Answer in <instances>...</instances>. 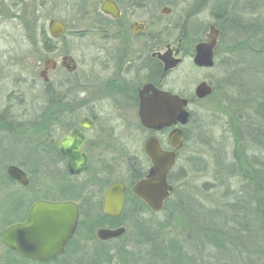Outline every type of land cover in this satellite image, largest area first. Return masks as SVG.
<instances>
[{"label":"flooded vegetation","instance_id":"obj_1","mask_svg":"<svg viewBox=\"0 0 264 264\" xmlns=\"http://www.w3.org/2000/svg\"><path fill=\"white\" fill-rule=\"evenodd\" d=\"M28 1L0 0V6L5 7V16L9 22L22 23L24 15L28 13ZM103 1L98 0V7L95 6L90 12L92 14L87 21L94 19L88 22V27L74 30H69L65 22L57 18L50 19L45 25V15L42 14L44 3L42 0L39 1L36 9L32 8L36 29L32 32L21 31L22 38L26 39L27 43L33 46L34 52L39 55L38 59L30 66L27 56L12 55L7 58L9 62L5 68L0 67V81L6 79L13 85L10 92L4 95V101L0 102V117L14 118L22 124L21 127L0 128V142H2L0 163L20 167L26 177V183L21 184L9 177L6 169L4 175L1 176L7 183L18 184L25 189L22 193L5 194L3 200L6 201H1L0 198V214L14 219L10 223L5 221V227L0 232L11 224L25 221L30 208L39 200L75 203L79 215H81V209L86 206L90 209L94 206L100 207L101 212L105 214L102 210L105 189L111 182L119 180H113L105 186L99 179L91 182L85 172L92 162L97 165H106L109 159L105 152L122 151L129 148L128 144L119 138V134L123 131L130 133L132 128L145 135L142 151L147 165L142 169V171L145 169L142 177L146 175L151 166L150 160L144 153V143L149 136H155L161 149L173 150L168 143V134L175 125L163 126L156 130L145 127L141 122L139 115L141 97H146L151 93L150 89H144L146 85H152L157 89L187 98L186 109L190 115L188 105L191 99L182 90L174 91L169 85V77L186 57L191 58L194 67L206 68L193 63L195 45L206 39V33L189 49L183 43V39H188L189 35V32H185L174 47L164 42L163 37L167 36L177 25L167 22L159 30V17L154 15L153 9L148 8L153 3L161 5L159 13L166 15L172 12V6L175 5L171 1L107 0L112 3L114 14L101 9ZM163 7L169 8V12L162 13ZM95 16L98 17L95 18ZM52 20H58L65 26L62 35L58 37L52 35L50 31ZM67 34L87 39V42L82 46L64 50L59 43ZM219 35L220 30L213 50L214 65ZM168 51H170L169 56L164 55ZM159 53L163 56L160 57ZM167 56L178 58L180 61L174 67L165 68L166 64L163 59ZM214 65L209 68H213ZM36 90L38 92L34 93ZM194 97H196L195 94ZM189 119L185 125H177L183 133V144L176 151V159L185 143L186 125ZM13 136L20 137L21 141L13 144L11 149L15 150L14 153L10 151V147L5 148L3 145L7 138ZM65 141L69 142L66 148L64 147ZM138 144L140 147L141 139ZM63 150H67L70 156ZM72 150L77 153L74 151L75 154H71ZM122 157L124 160L125 155ZM79 158L85 159L84 169L78 174H72L68 166L79 163ZM127 159L128 165L141 162L130 157ZM45 166L59 168L56 185L57 192L61 193L59 197H37L35 195L39 187L31 185V175H38L39 168ZM80 179L86 180L85 183L87 182L88 185L84 187ZM91 183L95 184L94 191L99 190L100 192L104 187L101 201L94 204L91 203L92 198L88 197H92L91 192L87 190ZM79 187L82 190L81 193L85 195L77 198ZM127 198L128 187L125 184L123 209ZM77 228L78 225L73 235L65 242L63 252L47 261L27 259L17 251L6 247L1 238L0 246L3 247V252L13 255L11 258H20L28 262H55L66 255L74 258L76 250L71 247L74 244ZM97 239L101 242L116 240L115 238L101 240L98 237Z\"/></svg>","mask_w":264,"mask_h":264},{"label":"rangeland","instance_id":"obj_2","mask_svg":"<svg viewBox=\"0 0 264 264\" xmlns=\"http://www.w3.org/2000/svg\"><path fill=\"white\" fill-rule=\"evenodd\" d=\"M39 1L41 0H29L27 2L29 9L28 13L24 15L22 23L9 22L5 16V7L0 6V15H2L0 17V67L5 68L9 62L7 58L12 55L27 56L30 66L38 59L39 55L34 52L33 46H30L27 40L22 38L21 31L32 32L36 29L32 8L36 9ZM168 1L175 4L169 14H160L161 5L155 3L150 4L148 8L153 9L154 15L159 17V30L167 22L177 25L167 36L163 37V41L171 44V46L175 47L178 44V39L185 32H189V35L188 39H183V43L190 49L196 41L203 38L204 33L206 36L209 35L211 25L220 30L219 22L212 14L214 6L222 0ZM42 2L44 3L42 14L45 15V25L50 19L57 18L65 22L69 30L87 28L88 22L94 19L91 18L92 20L87 21L92 14L90 12L95 6L98 7V0H42ZM225 2L228 4L230 16L239 17L248 24L255 22L258 18H264V0H225ZM97 17L95 16V18ZM23 24L24 26H22ZM220 36L221 31L215 49L213 68H196L192 65L191 58L186 57L184 62L169 77V85L173 87L174 91H184L185 95L192 100L188 105L190 111L189 123L186 125L188 137L170 170L177 179L175 184L170 183L173 192L171 193L174 196L172 199L178 200L181 197L190 196L193 202H198L200 205L221 209L226 201L232 200L234 196V200H236L241 194H244L246 190L244 186L249 181H253L254 175L259 171V165L264 162V147L256 144L248 135V133L255 131V129L254 131L253 129L250 130L258 124L251 108L254 96L257 97L258 94L249 92L246 97L245 94L248 90L247 87H244V96H241L238 89V80L240 81L243 76L253 72L255 66L252 64L257 62L258 57L255 58L249 53H244L243 59L246 60V63L240 60L237 62L236 59L232 58L229 59L232 69L220 67L223 60L231 56V52L246 48L243 46L237 48L238 42L232 39V36L235 37L234 31L231 34H226L222 41H220ZM242 38L244 36H241L240 42L243 41ZM85 42L87 39L67 34L59 46L66 50L82 46ZM246 43L249 44V42ZM200 81L210 83L213 88L211 93L203 98L194 97L193 94L194 87ZM11 88L13 85L9 80L2 79L0 81V102L4 101V95L8 94ZM37 92L36 90L34 93ZM19 138L17 136L7 138L3 145L5 148L10 147L11 149L13 144L21 142ZM119 138L125 141L129 148L122 151L110 150L105 152L109 159L108 163L97 165L92 162L85 173L91 182L99 179L105 186L113 180H119L127 185L129 192L134 182H132V172L127 158L140 160L141 164H137V167L147 165L142 151L145 135L143 132L131 128L130 133L129 131L121 132ZM140 139L141 145L139 147L137 143ZM10 151L15 150L12 151L11 149ZM122 155H125L124 160ZM20 165L22 166V163ZM6 166L4 163H0L1 201H6L3 200L5 194L22 193L25 189L21 185L7 183L5 179L1 178L5 173ZM39 169L38 175H31V185L39 187L35 195L37 197H59L61 193H58V188H56L59 168L45 166ZM79 181L84 187L88 185L84 179ZM80 189L79 187L77 198L85 195L81 193L82 190ZM87 190L91 192L92 197H88L92 198V204L101 201L104 187L100 192L99 190L94 191L95 184L91 183ZM179 211L178 207L169 206L165 210L161 209L157 212L140 210L138 214L145 227L148 228V232L154 233L156 229H161L162 234L166 236L177 234V239H184L189 231L197 245L200 238L193 231H197L198 226L194 224L182 225L183 218ZM80 214L77 234L71 247V249L76 250L74 258L66 255L55 262H28L20 258H11L13 255L3 252V247L0 246V264H86L95 244L101 246L98 244L100 240L96 237V230L100 227L112 228L116 225L125 227L123 234L118 239L115 238L116 240L104 242L107 248H111H109L111 264H123L124 261L128 264H134L139 258L141 259L138 264H147L146 258L149 254H153L158 259H154V264H162V260L156 255V250L154 253L147 244L138 242L139 239L135 230L129 228L128 220L118 222L112 219H102L101 214L103 213L97 206L91 209L88 206L83 207ZM20 217L22 218V215ZM9 219L10 216L0 214V230L5 227V221L10 223L14 220ZM166 220H169V224L164 227ZM162 241L169 242V239ZM181 241L186 244L185 240ZM115 248L116 250L119 249L120 255L112 252L115 251ZM204 253H208L205 246ZM198 260L196 264L204 262L201 259ZM215 260L218 261L213 264H222V261H219L220 258ZM257 264H264V260H257Z\"/></svg>","mask_w":264,"mask_h":264},{"label":"trees","instance_id":"obj_3","mask_svg":"<svg viewBox=\"0 0 264 264\" xmlns=\"http://www.w3.org/2000/svg\"><path fill=\"white\" fill-rule=\"evenodd\" d=\"M214 7L212 16L219 22L220 41L226 34H231L234 31L235 37L232 36V39L238 42L237 48L246 47L244 50L238 49L231 52V56L224 59L220 67L232 69L229 60L232 58L236 59L237 62L240 60L246 63V60L243 59L244 53H249L255 58L258 57L257 62L252 64L255 66L253 72L243 76L240 81L238 80V89L241 96H244V87H247L248 90L245 94L246 97L249 92L257 93L259 96V98L254 96L251 106L258 124L255 128H251L250 131L252 129L255 131L248 133V135L256 144L264 147V18H258L255 22L248 24L239 17L228 14V4L225 0L218 2ZM241 36H244L242 42H240ZM227 71L229 72V70ZM18 121L6 116L0 117V128L21 127L22 124ZM187 137L188 133L185 134V141ZM137 164L129 165L132 172V182L145 174V169L142 171L144 167H137ZM259 167L253 181H249L244 186L247 191L244 189V194H241L236 200H234V196L232 200L226 201L221 209L200 205L198 202H193L190 196L181 197L178 200L172 199L174 197L172 196L173 192L165 200L162 210L169 206L178 207L183 218L182 225L194 224L198 226V230L193 231L200 238L197 245L188 229L184 239H177V234L166 236L162 234L161 229H156L154 233L148 232V228L145 227L138 213L140 210L150 211V209L131 191L128 192L127 202L120 217L113 219L106 214H101V217L105 220L112 219L118 222L128 220L129 228L135 230L139 239L138 242L147 244L154 253L156 250V255L162 260V264H196L198 259L204 261L202 264H213L218 261L215 259L219 258L222 264H257V260H264V162ZM176 181L177 179L170 171L168 182L175 184ZM240 193L242 192L240 191ZM168 224L169 220H166L164 227H167ZM163 239H169V242H163ZM181 240H185L186 244ZM105 243L99 241L98 244L101 246L95 244L86 264L112 263L110 247L107 248ZM204 246L208 252L206 254L204 253ZM112 252L120 253L119 249L116 250V248ZM140 259L134 264H138ZM154 259L158 260L153 254H149L146 263L154 264ZM123 264H128V262L124 261Z\"/></svg>","mask_w":264,"mask_h":264},{"label":"water","instance_id":"obj_4","mask_svg":"<svg viewBox=\"0 0 264 264\" xmlns=\"http://www.w3.org/2000/svg\"><path fill=\"white\" fill-rule=\"evenodd\" d=\"M111 4V5H110ZM112 3L104 0L101 9L114 14ZM162 13L169 12V8L161 9ZM50 31L53 36H60L65 31V26L58 20L50 22ZM209 35L204 41L195 45L193 63L199 67H212L214 65V47L219 30L210 26ZM170 51L165 52L168 55ZM162 57V54H158ZM169 56V55H168ZM165 57V68L174 67L180 61L178 58ZM144 89H150V95L141 97L139 115L142 124L150 129H160L163 126L175 125L168 134V143L173 150L160 148L155 136H149L144 143V153L150 160L151 166L146 175L138 179L131 187L132 193L142 200L147 207L154 211H160L164 201L172 192V185L168 182L169 171L176 161V151L182 147V130L177 125H185L189 119L186 109L188 99L180 97L176 93L163 91L146 85ZM212 91L211 85L205 81L199 82L194 88L197 98H203ZM143 92V90H142ZM141 92V94H142ZM68 141L64 142L66 148ZM70 153L67 150H63ZM75 151V150H74ZM71 151V154L77 153ZM80 159V158H79ZM85 159L79 163L69 165L72 174H78L84 169ZM6 173L12 179L21 184L26 183L23 170L16 165H8ZM125 202V184L121 181H113L105 189L102 201L103 212L112 218L121 215ZM79 221V210L75 203L66 201L39 200L29 210L25 221L14 223L0 232L2 243L17 251L23 257L30 260L47 261L59 255L64 250L65 242L73 235ZM123 226L116 228H99L97 237L101 240L119 237L123 234Z\"/></svg>","mask_w":264,"mask_h":264}]
</instances>
